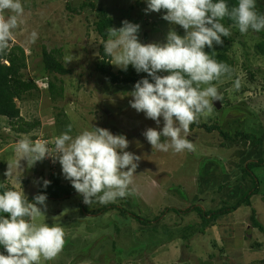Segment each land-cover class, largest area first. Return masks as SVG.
I'll return each mask as SVG.
<instances>
[{"label":"rangeland","instance_id":"obj_1","mask_svg":"<svg viewBox=\"0 0 264 264\" xmlns=\"http://www.w3.org/2000/svg\"><path fill=\"white\" fill-rule=\"evenodd\" d=\"M90 2L94 9L79 10L82 4ZM23 4L24 22L14 30L10 44L23 48L28 64L25 78L33 80L40 93L27 95L25 101L16 102V106L24 122L39 125L28 133H18L15 131L17 124L13 126L0 118V184L4 188L24 191L29 201L38 194L40 186L35 181L41 177L48 180L56 175L62 184L71 185L53 157H46L31 167L21 161L23 169L17 168L15 144L29 137L47 141L52 149L55 137L69 125L73 136L92 125L106 128L113 134H124L130 142L126 151L141 157L130 194L107 204L128 205L125 202L130 201L135 207L133 211L150 221L166 208L184 211L196 207L188 214L166 212L159 219L157 235L143 233V228L138 226L121 230V236L115 239L120 247H146L156 241L167 242L157 248L150 247V252L125 264H259L264 257V237L251 228L250 217L254 211L257 223L264 226V166L252 169L258 184H254L251 177L242 179L241 171V167L257 161V158H250L251 146L241 141H229L222 146L223 139L216 131L206 133L193 129L187 137L193 144L192 150L158 151L143 132L150 127L159 130L163 127V119L157 126L143 112L138 113L130 106L132 86H112L95 71L101 44L94 31L95 9L108 13L113 21L111 28H120L125 20L139 24L142 43H164L170 30L183 36V28L172 25L155 11L146 13V0H23ZM67 4L72 10H68ZM32 31L38 33L34 44L30 41ZM231 35L234 40L228 46L227 55L233 61L232 73L214 84L221 93L220 109L214 110L213 106L211 112L201 115L197 122L216 123L231 137L237 132L261 136L264 134V57L254 54L255 41L251 36L255 34H241L237 28ZM42 48L58 50L62 64L70 70L67 76H54L55 83L62 84L64 90L62 97L54 102L47 93L46 82L53 81V77L42 69ZM110 65L116 74L121 70L112 61ZM133 70L129 65L127 71ZM248 71L254 74L253 79ZM237 78L241 81L239 90L234 87ZM65 122L66 127L61 128ZM9 165L13 174L7 177ZM250 189L256 190L250 206H241L209 225L202 223L204 215L198 210L227 208L241 200ZM46 204L45 215L34 222L60 225L66 235L62 251L41 264H117L116 248L104 238L113 234L109 222L115 219L116 212L96 213L107 204L86 205L77 192L71 198L48 200ZM81 204L89 213L80 209ZM199 228L203 231H198ZM181 234L187 235L188 240L176 239ZM1 251H4L2 247Z\"/></svg>","mask_w":264,"mask_h":264},{"label":"clouds","instance_id":"obj_2","mask_svg":"<svg viewBox=\"0 0 264 264\" xmlns=\"http://www.w3.org/2000/svg\"><path fill=\"white\" fill-rule=\"evenodd\" d=\"M146 4V13L164 10L162 18L181 26L184 35L172 29L164 43H142L140 25L125 20L120 28H109L103 50L121 70L127 71L131 65L137 73H147L134 84L130 106L157 126L163 119L159 130L150 127L143 132L152 147L161 152L192 150L187 138L190 126L221 99L212 82L232 73L230 65L214 59V51L209 54L205 48L222 45V37L231 35V27L222 23L226 17L241 34L249 30L258 33L264 31V13L257 10V0H237L231 7L229 0H146ZM24 10L23 0H0V55L7 53L14 30L24 22ZM37 39L38 33L32 31L31 43ZM234 87H241L238 78ZM71 132L69 125L55 137L52 149L47 141L19 139L14 149L16 167L23 169L21 161L31 167L53 157L86 205L107 204L129 195L141 157L126 151L130 143L127 137L93 125L76 136ZM12 174L9 165L5 175ZM35 183L47 189L51 181L41 178ZM47 198L46 192L29 201L24 191H0V247L4 249L0 264H41L62 251L63 227L34 222L45 215Z\"/></svg>","mask_w":264,"mask_h":264},{"label":"trees","instance_id":"obj_3","mask_svg":"<svg viewBox=\"0 0 264 264\" xmlns=\"http://www.w3.org/2000/svg\"><path fill=\"white\" fill-rule=\"evenodd\" d=\"M237 3V0H229V6H233ZM84 7H90L94 9L93 3H87L82 4L80 7V11ZM68 10L71 9L70 4H67ZM72 10V9H71ZM257 10L260 13H264V0H257ZM96 15H95V22H94V31L97 33L98 37L101 40V44L99 46V58L97 62L95 63V71L101 75L110 85L112 86H132L134 87V84L140 80L141 78L147 77V75H139L136 73L135 70L133 71H123L120 70L117 74L113 72L112 67L110 65L111 58L105 55L103 50V44L108 39V30L113 26L112 18L109 17L108 13L102 9H95ZM159 14L164 15L165 11L161 10L160 12H157ZM222 23L226 27H231V32L234 29H237L234 25V22L229 20L227 17L222 21ZM247 35L255 34L256 36L252 38L253 41H255V44L253 45V51L255 55H260L264 57V31L261 32H254L252 30H249ZM223 44L222 45H213L212 49L205 48V51L209 54H211L213 51L214 53L213 58L218 61H223L231 66L233 65V61H231L227 55L228 52V46L233 43V36L230 35L229 37H222ZM41 66L44 72H47V74L51 77H53L52 80H48L46 82L47 86V93L48 96L51 98V100L54 102L57 99L61 98L63 95V87L62 84L57 85L55 83V77L56 75L60 77L67 76L70 74V70H68L61 62L60 57L61 54L58 50L54 51H47L46 49L42 48L41 50ZM27 57L25 56V52L22 47L18 45L9 44V48L6 54L0 55V118H5L9 123L13 126L15 124L18 125V128L15 129L18 133H28L31 131L34 127L38 126L39 124H27L24 122L20 116H19V109L17 108L16 102H24V98L27 95H35L39 94L40 90L37 88L35 82L33 80H29L26 77V71H27ZM250 78L253 79L254 74L250 71H248ZM163 75H167L166 72L163 73ZM228 75L222 76L227 77ZM264 80V76H262ZM150 81L151 78L149 77ZM219 79V80H220ZM219 80L213 81V84L218 83ZM34 93V94H33ZM215 110V108H214ZM58 123V120H57ZM66 127V122L61 126V128ZM60 128V129H61ZM193 129H200L205 131L206 133H212L216 131L219 136L223 139L222 146L231 141V142H244L248 143L252 150H249L248 153L251 152L250 158H257L256 162H250L246 164L244 167H241L242 171V179L250 178L252 179L254 184H258L257 178L252 173V169L257 168L259 166H264V134L261 136H257L253 133L249 132H237L234 134L233 137L229 136L227 132H222V130L219 128V126L216 125V123H213L212 125L207 124H201L199 122H194L190 126V131ZM66 131V128L62 130V132ZM234 138V139H233ZM1 139V138H0ZM43 178V177H41ZM40 178V179H41ZM44 179V178H43ZM49 181H51L50 185L47 187V189H43L40 184L39 193L46 192L47 194V201L48 200H64L71 198L74 194H76L75 189L72 187V185H64L61 183L59 178L56 175H52L48 178ZM5 189L10 188H2L0 191H3ZM254 189V188H253ZM253 189H250L245 193V195L242 196V199L238 202L234 203L231 206H228L227 208H221L217 209L216 211H200L203 212L204 219L201 221L204 223V225H209L211 222H214L216 219L230 215L231 213L236 212L241 206H250V199L251 196L256 192V190L253 191ZM97 204V203H95ZM100 204V203H98ZM123 204H107L102 206L99 210L96 211L100 213H107L108 211H115L116 217L115 219L110 220V225H112L113 228V234L112 236L106 235L104 238L108 240L112 244V248H116V251L114 253L116 254V262L117 264H125L126 262L135 260V257H139L140 255L144 254L146 251L150 252V247L157 248L159 246L165 245L167 242H164L166 240L156 241L152 242L145 246H139V247H132L131 245L127 246H118L116 245L115 239L117 236H121V230L124 228H134L135 226L143 228L141 232H152L155 235L159 233V219L161 216H164L166 212L174 211L176 214H188L190 211H195L196 207L192 208H186L184 211H178V210H172V209H163L160 213L159 217H156L153 221L144 219L141 215H139L137 212H134L133 209L135 207L133 204H131L130 201L125 202ZM133 206V207H132ZM132 207V208H131ZM80 209L84 213H89L88 210L81 204ZM251 220V228L256 229L260 234L264 237V226L257 223L256 219L254 218V211L251 214L250 217ZM198 231H203L202 228H199ZM176 237V236H175ZM175 237H173L171 240H173ZM109 238V239H108ZM176 239L181 240H188L187 235L181 234L177 235ZM175 239V240H176ZM174 241V240H173ZM121 248L118 250V248ZM2 252V251H1ZM263 253H264V244H263ZM6 254V252H5ZM259 264H264V257L261 260Z\"/></svg>","mask_w":264,"mask_h":264},{"label":"water","instance_id":"obj_4","mask_svg":"<svg viewBox=\"0 0 264 264\" xmlns=\"http://www.w3.org/2000/svg\"><path fill=\"white\" fill-rule=\"evenodd\" d=\"M213 103L215 110H219L220 109L219 101H214Z\"/></svg>","mask_w":264,"mask_h":264}]
</instances>
